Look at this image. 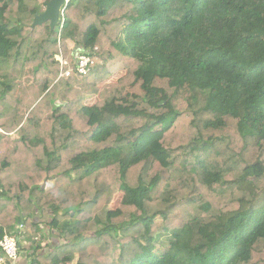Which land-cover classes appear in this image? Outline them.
I'll return each mask as SVG.
<instances>
[{
    "label": "trees",
    "instance_id": "trees-1",
    "mask_svg": "<svg viewBox=\"0 0 264 264\" xmlns=\"http://www.w3.org/2000/svg\"><path fill=\"white\" fill-rule=\"evenodd\" d=\"M49 1L0 0V240L23 225L26 264H264V0H68L32 28Z\"/></svg>",
    "mask_w": 264,
    "mask_h": 264
},
{
    "label": "built area",
    "instance_id": "built-area-1",
    "mask_svg": "<svg viewBox=\"0 0 264 264\" xmlns=\"http://www.w3.org/2000/svg\"><path fill=\"white\" fill-rule=\"evenodd\" d=\"M63 1L64 3L59 9V16L57 20L60 30L64 24V9L68 0ZM55 59L59 63L60 77H69L71 75V71L69 70L68 61L64 59L61 53L58 54ZM73 64L74 71L77 74L84 76L89 73L94 62L87 52L80 50L74 54ZM25 231L26 230L23 225H18L10 235H5L0 240V250L2 251V255L0 256V264H14L19 259V251L21 248V243H23L21 234ZM38 239H40V237H37L35 240Z\"/></svg>",
    "mask_w": 264,
    "mask_h": 264
},
{
    "label": "rangeland",
    "instance_id": "rangeland-1",
    "mask_svg": "<svg viewBox=\"0 0 264 264\" xmlns=\"http://www.w3.org/2000/svg\"><path fill=\"white\" fill-rule=\"evenodd\" d=\"M69 46H70V48H74L75 47V45L73 43H70ZM122 75H123V72H118L116 74H113L105 83L106 84H114V83L117 82L118 78H120ZM94 101H95V99H92L90 103L92 104ZM26 114H27L26 112H23V113H18L16 115L15 118H16L17 124L19 123V127H18V130H17V133H14V134L11 135L12 139H17L19 136H21L22 130H23L22 125H23V122H24V120L26 118ZM60 114L61 113L58 112V113H56V116L58 117ZM33 126H38V122L34 121L33 122ZM53 185H54V181H46L44 187H45V189H50V188H52ZM121 197H122V195L120 193L115 194L113 196L112 200L110 201V203L107 206L108 209H110V210L117 209V207L120 204ZM157 220H159V218H157L156 221ZM42 230L45 233V237L41 238L40 241H39V239L35 240V241L36 242L37 241H39V242L42 241L41 243L43 245H45V246L42 245L43 247H41V249L43 250V252H49L47 250H48V247H50V244H54V243L57 244L56 242L58 241V237L62 238L61 235H60V232H59L60 229L56 228V231H55L56 233L54 232L53 233L54 235H50V232L53 229H52L51 225L46 224V225L42 226ZM36 242H34L35 245H37ZM22 245H24V243H22ZM22 248H23V246H21V248H20L19 258H21L22 260H26L28 262V260L26 259L27 257H26V255H25V253H24ZM44 249H46V250H44ZM77 258H78V255L75 254L73 256V259H72L73 261H72L71 264H76Z\"/></svg>",
    "mask_w": 264,
    "mask_h": 264
},
{
    "label": "water",
    "instance_id": "water-1",
    "mask_svg": "<svg viewBox=\"0 0 264 264\" xmlns=\"http://www.w3.org/2000/svg\"><path fill=\"white\" fill-rule=\"evenodd\" d=\"M63 3V0H50L49 2H47L45 4L44 12L36 16L32 28L49 21L50 28L53 29L57 23L59 9L63 5Z\"/></svg>",
    "mask_w": 264,
    "mask_h": 264
},
{
    "label": "crops",
    "instance_id": "crops-1",
    "mask_svg": "<svg viewBox=\"0 0 264 264\" xmlns=\"http://www.w3.org/2000/svg\"><path fill=\"white\" fill-rule=\"evenodd\" d=\"M23 241V240H22ZM24 242V241H23ZM43 245V244H42ZM47 245V244H46ZM49 245V244H48ZM51 245V244H50ZM45 246V245H43ZM46 250V249H45ZM27 259V258H26ZM26 260H22L21 258H19L14 264H26Z\"/></svg>",
    "mask_w": 264,
    "mask_h": 264
}]
</instances>
